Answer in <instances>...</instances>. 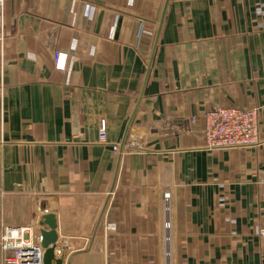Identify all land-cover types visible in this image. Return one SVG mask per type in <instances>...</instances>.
<instances>
[{
    "label": "crops",
    "instance_id": "obj_1",
    "mask_svg": "<svg viewBox=\"0 0 264 264\" xmlns=\"http://www.w3.org/2000/svg\"><path fill=\"white\" fill-rule=\"evenodd\" d=\"M0 4V241L53 214L64 264H264V145L203 133L258 108L264 141V0Z\"/></svg>",
    "mask_w": 264,
    "mask_h": 264
},
{
    "label": "built area",
    "instance_id": "obj_2",
    "mask_svg": "<svg viewBox=\"0 0 264 264\" xmlns=\"http://www.w3.org/2000/svg\"><path fill=\"white\" fill-rule=\"evenodd\" d=\"M54 58L56 69L66 72L69 56L56 52ZM203 122L205 148L209 151L253 149L264 145V141L260 139L258 108L218 107L206 112ZM99 140L107 144L105 121L101 123ZM129 147L137 148L138 145L132 142ZM113 149L118 151L119 147L115 145ZM115 230L114 224L107 225V231ZM29 232V227H4L0 241L5 251L2 264H44L45 250L40 241H33ZM260 234L264 237V229L260 230Z\"/></svg>",
    "mask_w": 264,
    "mask_h": 264
},
{
    "label": "water",
    "instance_id": "obj_3",
    "mask_svg": "<svg viewBox=\"0 0 264 264\" xmlns=\"http://www.w3.org/2000/svg\"><path fill=\"white\" fill-rule=\"evenodd\" d=\"M41 225L48 227L41 231V246L44 252V264H64L65 249L58 245L57 221L53 214L45 215ZM72 257L67 264H70Z\"/></svg>",
    "mask_w": 264,
    "mask_h": 264
}]
</instances>
